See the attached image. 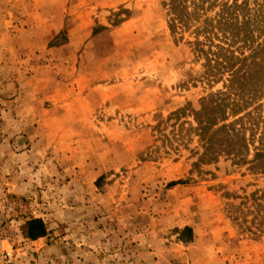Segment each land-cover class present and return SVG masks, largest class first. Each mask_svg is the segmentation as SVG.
<instances>
[{"label": "rangeland", "instance_id": "374dc122", "mask_svg": "<svg viewBox=\"0 0 264 264\" xmlns=\"http://www.w3.org/2000/svg\"><path fill=\"white\" fill-rule=\"evenodd\" d=\"M235 2L264 44V0L214 1ZM168 5L0 0V207L20 264H264V173L252 147L241 163L201 144L194 111L229 80L206 81Z\"/></svg>", "mask_w": 264, "mask_h": 264}, {"label": "trees", "instance_id": "16d2710c", "mask_svg": "<svg viewBox=\"0 0 264 264\" xmlns=\"http://www.w3.org/2000/svg\"><path fill=\"white\" fill-rule=\"evenodd\" d=\"M214 1L169 0L168 5L169 27L173 34L194 28L193 46L195 54L205 62L206 81L217 83L224 80L225 75L229 80V84H225L226 91H218L201 100L200 109L194 111L198 123L196 131L207 153L218 156L227 153L237 162L247 163L245 154L252 147L251 171L264 173V105L250 109L263 98L264 90L258 86L254 90L247 87L249 78L255 73V55L262 49L264 52V44H257L255 38L256 30L260 32L259 27L253 25L257 19L248 13L244 3L217 5ZM216 5L218 12L202 20ZM246 51L254 54L246 56ZM26 226L29 240L46 236L47 229L41 221H30Z\"/></svg>", "mask_w": 264, "mask_h": 264}, {"label": "built area", "instance_id": "2783aa9c", "mask_svg": "<svg viewBox=\"0 0 264 264\" xmlns=\"http://www.w3.org/2000/svg\"><path fill=\"white\" fill-rule=\"evenodd\" d=\"M20 224L0 207V264H20L16 248V240L22 235Z\"/></svg>", "mask_w": 264, "mask_h": 264}]
</instances>
